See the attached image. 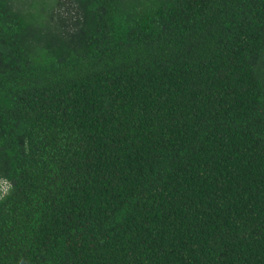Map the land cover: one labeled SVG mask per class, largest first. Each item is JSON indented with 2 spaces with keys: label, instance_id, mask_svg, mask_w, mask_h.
I'll return each instance as SVG.
<instances>
[{
  "label": "trees",
  "instance_id": "obj_1",
  "mask_svg": "<svg viewBox=\"0 0 264 264\" xmlns=\"http://www.w3.org/2000/svg\"><path fill=\"white\" fill-rule=\"evenodd\" d=\"M0 264H264V0H0Z\"/></svg>",
  "mask_w": 264,
  "mask_h": 264
},
{
  "label": "clouds",
  "instance_id": "obj_2",
  "mask_svg": "<svg viewBox=\"0 0 264 264\" xmlns=\"http://www.w3.org/2000/svg\"><path fill=\"white\" fill-rule=\"evenodd\" d=\"M7 187H9V183L7 182V180L5 179L0 180V195L5 193Z\"/></svg>",
  "mask_w": 264,
  "mask_h": 264
}]
</instances>
